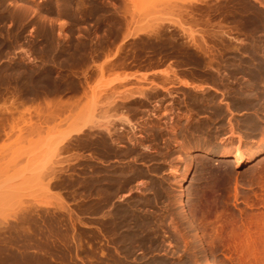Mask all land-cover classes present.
I'll list each match as a JSON object with an SVG mask.
<instances>
[{
	"label": "rangeland",
	"instance_id": "rangeland-1",
	"mask_svg": "<svg viewBox=\"0 0 264 264\" xmlns=\"http://www.w3.org/2000/svg\"><path fill=\"white\" fill-rule=\"evenodd\" d=\"M263 144L264 0H0V264H264Z\"/></svg>",
	"mask_w": 264,
	"mask_h": 264
},
{
	"label": "bare ground",
	"instance_id": "bare-ground-1",
	"mask_svg": "<svg viewBox=\"0 0 264 264\" xmlns=\"http://www.w3.org/2000/svg\"><path fill=\"white\" fill-rule=\"evenodd\" d=\"M160 71H163V70H160ZM159 72V71H158ZM104 124V123H103ZM84 128V125H82V126H79V127H77V128H74V129H72L70 132H68L67 134H65L63 137H62V139H61V141H63L64 142V140H66V139H68L70 136H71V134H73V133H75V132H79V131H81L82 129ZM111 131V130H110ZM108 133V132H107ZM93 135V134H92ZM264 145V144H263ZM224 151V150H223ZM259 154V153H258ZM222 155L223 156H228V157H230L231 159H232V162L235 164V166H240V165H242V164H244V163H247L249 160H250V155H245V154H242L241 152H240V150L239 149H236L235 151H234V154L232 155L231 153H229V152H227V151H224V152H222ZM255 157V156H254ZM189 168V167H188ZM187 168V169H188ZM91 169V168H90ZM175 172V171H174ZM177 172V171H176ZM176 172H175V174H176ZM178 174V173H177ZM188 174V173H187ZM184 178V177H183ZM189 179V178H188ZM183 181V180H182ZM189 183V182H188ZM187 183V184H188ZM182 185V184H181ZM180 185V186H181ZM181 188H184V187H181ZM186 190V189H185ZM184 191V190H183ZM185 194V193H184ZM181 202H183L182 200H181Z\"/></svg>",
	"mask_w": 264,
	"mask_h": 264
}]
</instances>
